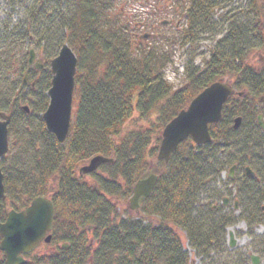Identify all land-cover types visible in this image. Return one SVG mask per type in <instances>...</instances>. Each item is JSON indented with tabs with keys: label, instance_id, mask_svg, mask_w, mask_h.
<instances>
[{
	"label": "trees",
	"instance_id": "1",
	"mask_svg": "<svg viewBox=\"0 0 264 264\" xmlns=\"http://www.w3.org/2000/svg\"><path fill=\"white\" fill-rule=\"evenodd\" d=\"M116 1L11 0L10 14L19 8L26 19L11 30L0 25V48L13 38L33 42L45 57L41 71L29 70L27 53L21 70L13 67L17 82L7 86L3 83L8 80L7 59L0 56V114L12 111L9 131L17 147L10 146V151L19 149L7 169L2 167L6 200H0V218H5L11 203L23 209L38 197L53 201L55 250L31 255L27 264H190L178 230L205 264H215V254L224 256L228 227L240 219L250 230L264 225V132L256 122L264 113L258 105L264 95V72L246 62L257 28L227 16L226 35L204 60L206 71L191 58L185 65L186 83L175 89L163 71L168 60H160L156 48L138 36L136 23L124 24L115 16L121 13L114 8ZM187 2L186 27L180 36L183 47L196 39L195 30L211 32L213 13L223 5L220 0ZM64 45L74 51L78 64L73 119L62 144L47 131L42 115L49 105L50 64ZM28 72L29 83L24 85ZM228 74L233 76L234 89L245 95L226 102L221 121L210 125L212 141L197 146L187 140L169 163L158 161L164 128ZM154 116L160 122L158 129L125 131L131 121L140 123ZM238 117L243 122L235 130ZM97 156L114 163L102 165L99 170L104 175L94 172L89 175L93 183H86L79 169ZM235 165L242 173L232 181L242 212L234 219L223 213V206H214L224 198L215 187L221 174ZM152 167L160 171L159 181L138 214L111 200L121 199L128 205L135 184ZM247 167L254 177L247 176ZM204 195L208 204L201 205ZM0 264H6L3 257Z\"/></svg>",
	"mask_w": 264,
	"mask_h": 264
},
{
	"label": "rangeland",
	"instance_id": "2",
	"mask_svg": "<svg viewBox=\"0 0 264 264\" xmlns=\"http://www.w3.org/2000/svg\"><path fill=\"white\" fill-rule=\"evenodd\" d=\"M220 2L223 5L219 9L216 8L213 13V24H211L210 28L212 29L211 32L206 31L201 33L198 29L195 30L196 39L184 47L181 45L180 36L182 34L181 32L186 27V20L184 18L185 16H183V12L187 7V0H117L114 8L116 10L120 9L121 13H117L115 16L123 20L124 24L128 23V21L137 24L136 32L138 36H142L144 34L151 35V39L147 41V46L156 48L160 60H168V63L163 70L165 78L174 86L175 89H180L186 83L185 65L191 58H195L193 59L194 63L199 66L200 69L206 68L204 66V60L209 59L211 49L213 50L218 41L224 39V36L226 35L227 26H225L223 21L227 16L233 17L237 24V19H239L241 25H253L257 28V30L254 31V34L261 33L259 38L264 37V0H220ZM9 6H11V0H0V25L1 27L8 25L9 30H11L14 27L24 24L26 18L24 11H21L19 8H16L14 13L10 14L12 10ZM245 15L248 16V18L242 19ZM165 21L170 22V24L164 25ZM233 29L236 31V25L233 26ZM7 35L10 36L9 34ZM259 38L257 36V47H255L256 41H253L254 48L247 56L246 62L247 65L251 68L253 67L254 70L263 73L264 41H261ZM16 40L17 39L11 38L7 40L6 43H3L2 48H0V56L7 59L5 60V64L7 65L4 67V74H6L8 80L3 81V83L7 86H9V84L15 85V82H17L18 76L15 74L13 69L15 68V71L21 70L27 53L34 50L36 52V61H42L45 57L42 48L37 50L33 42L23 43ZM31 68H33V66ZM232 79L233 76L228 74L220 81L232 85L234 84ZM27 82L29 83L28 79ZM246 93H248V91H246ZM159 125L160 122L158 121V118L154 116L151 119L140 123L131 121L125 126V131L129 132L130 130H135L139 133H145L148 130L158 129ZM248 134L249 133L246 135ZM157 137L158 134H156L155 138ZM13 142L14 138L13 140L11 138L10 146L17 147V145H14ZM155 142L156 139L153 140V144ZM18 151L19 149L16 148L10 151L8 157L2 159L0 164L1 167H4L6 170L7 166L14 160ZM155 161L156 159L153 160V166H155ZM230 170L231 168L221 174L220 180L215 187L218 191L222 192L224 198L226 197L230 201V207L225 209V212L223 213L230 215L235 219L241 214L242 208L237 201L238 189L232 181L237 179V177L240 178L242 173L239 170L234 171L233 180L230 182ZM97 173L104 175L102 170H98ZM83 181L92 184V176L83 175ZM111 200L116 204L119 202L122 209H129V204L124 205L121 199L117 201L112 198ZM201 200L203 201L201 205L208 202V198L205 195L202 196ZM209 202L211 203L212 201ZM235 203H238V209L231 207ZM215 204H217V207L223 206L221 199L217 200ZM9 205L12 206V203ZM248 209L251 208L248 207ZM123 215L128 214L123 210ZM251 232H253V234H251ZM178 233L182 239L184 250L189 254L190 264H205V262L198 257L194 250L190 247L185 233L180 230H178ZM230 233L234 235V247L230 246ZM263 236L264 225L255 226L253 230H250L248 224L244 220L240 219L239 222H236L226 229L225 239L227 245L224 247V256L215 254L213 261L218 262H215V264H251V256L258 255L260 258L259 264H264V249L262 250L264 245L261 243ZM53 249H55L53 246L43 244L35 251L34 254L41 256L44 253L47 254L52 252Z\"/></svg>",
	"mask_w": 264,
	"mask_h": 264
},
{
	"label": "water",
	"instance_id": "3",
	"mask_svg": "<svg viewBox=\"0 0 264 264\" xmlns=\"http://www.w3.org/2000/svg\"><path fill=\"white\" fill-rule=\"evenodd\" d=\"M148 38V35L144 36L145 40ZM35 57V52L31 50L29 66H32ZM77 64V56L68 45H64L57 58L51 62L52 84L48 92L49 106L43 115V120L47 130L62 144L69 135L73 118ZM36 69L42 70V65L39 62L36 64ZM234 94L232 86L223 82H216L200 93L186 110L181 111L165 127L157 159L169 163L179 145L189 138L198 146L209 144L211 142L209 126L220 122L224 105ZM24 110L27 113L30 112L27 106L24 107ZM1 118L0 160L9 152V125L12 114L3 113ZM259 121H262L261 117H259ZM240 124L241 119H236L234 129H238ZM113 163V159L97 156L88 165L80 168L79 173L88 175L97 171L103 164ZM234 169L235 167L230 171V178H233ZM247 173L249 176H253L251 170L247 169ZM159 176L158 170H151L138 180L129 201V209L132 212L139 213L142 205L153 194ZM5 197L4 174L0 168V199H5ZM54 220V203L46 197L36 198L22 212L11 211L6 222H0L2 238L0 250L4 252L6 263L26 264L23 256L32 253L43 241L50 243L51 236L48 234L53 230ZM234 245V235L230 233V246L234 247ZM251 259L252 264L260 262L257 256H252Z\"/></svg>",
	"mask_w": 264,
	"mask_h": 264
},
{
	"label": "flooded vegetation",
	"instance_id": "4",
	"mask_svg": "<svg viewBox=\"0 0 264 264\" xmlns=\"http://www.w3.org/2000/svg\"><path fill=\"white\" fill-rule=\"evenodd\" d=\"M255 31V30H254ZM254 31H253V34H252V38H254L255 40H256V42H257V36H258V38H259V33L258 34H254ZM261 41H264V37H261V38H259ZM263 45H264V42H263ZM264 47V46H263ZM205 71H206V69H205ZM258 105L264 110V95H261L259 98H258ZM259 117H261L262 118V121L260 122L259 121ZM238 119H241V124L239 125V127H238V130L241 128V126H242V122H243V119H242V117H238ZM256 122H257V124H258V127L264 132V113H261V114H259L258 116H257V120H256ZM235 167V171H237L238 170V166H234ZM240 167V166H239ZM247 169H249V170H251V168H249V167H247V168H245V172L247 173ZM241 171V170H240ZM253 176H254V173H253ZM253 176H249V177H253ZM5 200V199H4ZM227 202H226V204L224 203L223 204V208H225V209H227V208H229L230 206H229V204H230V201H229V199H227L226 200ZM30 205V204H29ZM29 205L27 206V207H25V208H23V209H16V208H13V206H10V205H8L7 206V208H6V216H5V218H0V222L1 223H5L6 222V220H7V218H8V215H9V213L11 212V211H16V212H22V211H24L25 209H27L28 207H29ZM216 205L214 206V209H216ZM18 208V207H17ZM0 238H1V236H0ZM1 241H2V238H1ZM1 241H0V244H1ZM42 245V244H41ZM33 254V253H32ZM31 254V255H32ZM0 257H3L4 259H5V261H6V257H5V255H4V252H2L1 250H0ZM23 258H25V259H28V255H25V256H23ZM7 264V263H6Z\"/></svg>",
	"mask_w": 264,
	"mask_h": 264
},
{
	"label": "bare ground",
	"instance_id": "5",
	"mask_svg": "<svg viewBox=\"0 0 264 264\" xmlns=\"http://www.w3.org/2000/svg\"><path fill=\"white\" fill-rule=\"evenodd\" d=\"M245 95V93L244 92H242V94L240 95V97H243ZM238 119V118H237ZM234 124H235V120H234ZM234 124H233V128H234ZM251 132V130H249V133ZM254 176H255V174H254ZM253 176V177H254Z\"/></svg>",
	"mask_w": 264,
	"mask_h": 264
}]
</instances>
